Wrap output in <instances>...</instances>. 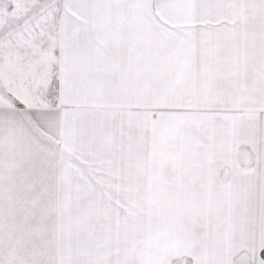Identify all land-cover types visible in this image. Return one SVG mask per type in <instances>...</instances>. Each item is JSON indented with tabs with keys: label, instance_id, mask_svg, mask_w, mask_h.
<instances>
[{
	"label": "snow or ice",
	"instance_id": "obj_1",
	"mask_svg": "<svg viewBox=\"0 0 264 264\" xmlns=\"http://www.w3.org/2000/svg\"><path fill=\"white\" fill-rule=\"evenodd\" d=\"M0 264H264V0H0Z\"/></svg>",
	"mask_w": 264,
	"mask_h": 264
}]
</instances>
